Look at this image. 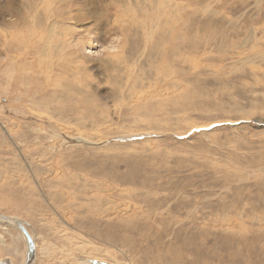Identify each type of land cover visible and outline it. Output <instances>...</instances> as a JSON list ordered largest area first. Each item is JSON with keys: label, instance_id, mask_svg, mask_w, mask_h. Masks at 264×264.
<instances>
[{"label": "rangeland", "instance_id": "1", "mask_svg": "<svg viewBox=\"0 0 264 264\" xmlns=\"http://www.w3.org/2000/svg\"><path fill=\"white\" fill-rule=\"evenodd\" d=\"M6 1L0 261L26 263L13 219L37 246L32 264H264V0H163L177 4L175 51L157 33L152 55L118 65L128 42L113 19L131 0H55L66 39L54 30L23 71L1 53L18 21Z\"/></svg>", "mask_w": 264, "mask_h": 264}, {"label": "bare ground", "instance_id": "2", "mask_svg": "<svg viewBox=\"0 0 264 264\" xmlns=\"http://www.w3.org/2000/svg\"><path fill=\"white\" fill-rule=\"evenodd\" d=\"M13 1L14 0H7L6 1L5 11H7V13L10 14L13 11V7L16 6L17 7V13H18L17 14V20L18 21H16L13 24H10V23L7 24L6 27L8 29L2 31L4 33V42H3L4 44H3V49H2L1 53H2V55H4L7 58V62H6L7 66L5 68H7V69L12 68L14 70L16 69L18 71L19 70L23 71L26 69V68H24L25 64L26 65L29 64L28 66L33 67L35 65V63L37 62L36 57H41L42 54L49 53V51L47 49L49 48V46H51V44H49L50 38H51L50 37L51 33L56 29L57 25H59L61 22H63L66 18H69V15L64 11L63 12L60 11L62 7L65 9H66V7H64V6L61 7V5L60 6L55 5V3H56L55 0H23L22 2L19 1L20 2L19 5L15 4ZM144 1L145 0H131V3H127V5L125 4L126 5L125 9H123L122 7H117L119 10L118 11L116 10L117 12L114 11V12H116V14L114 15L113 24L117 25V28L119 30L118 32L123 37L124 41L128 42V49L125 52L126 57H122L123 54H121V57H119V53L117 54L118 55L117 59L113 58V56H112V58L110 57L111 58L110 61L112 60L114 62V60H115V64H117V65L122 64L123 60L127 57H128L127 58L128 60L130 58L136 59L138 57V54L140 52H142L141 50H143V49L147 50V47H148L149 54L152 55L153 48L157 47V44H158V40L156 42L153 40L155 34L156 35L162 34L161 38L159 39V42L161 41L165 44H168V48L170 49L169 51H171V53L175 51L174 46L176 45L175 41L177 40V29H178V14L176 12L177 4L173 2L171 4L169 11H168V10H165V7L163 5L164 4L163 0H154L153 4H152L154 6V9L150 10L144 6ZM59 7H61V8H59ZM67 12H69V11L67 10ZM131 12H134V14L136 16V21L134 20V18H132L133 21L124 19L125 16H130ZM55 20H58V21L53 22ZM43 24H45V25H43ZM3 25L5 26V23ZM33 25H39L40 30L39 31L33 30ZM21 30H27L28 34L23 35L20 32ZM32 31H35V32L31 33ZM53 34H56L59 37V39H62L63 41H65V39H66V33L64 31L60 32L58 30H55L53 32ZM157 38H158V36H157ZM123 39H122V41H123ZM37 43H40L42 45H37ZM120 48H122V45L120 46ZM118 51L120 52V50H118ZM124 51H125V49H124ZM143 53H145V52H143ZM43 61L45 62V60L42 59V62ZM50 63H51V65H53V62H50ZM67 66L71 69H74V66L71 64L67 65ZM32 67H29V68H32ZM27 71H28V68H27ZM15 73H18V72L16 71ZM21 74H20V76L23 75V74L22 75ZM25 75L27 76L28 74L25 73ZM25 75L23 77H25ZM49 75H50V73H49ZM30 77L31 76H29V78ZM27 80H30V79L27 78ZM27 80L26 81L20 80V81H22L24 83L29 82ZM31 80H33L32 77H31ZM16 84L17 83H15V85ZM22 84H19V85H22ZM14 96H15V94H14ZM22 97H20V98L23 99ZM13 102H17L16 99ZM8 106L10 108L11 104L8 103ZM17 108H19V107H17ZM17 108H16V111H17ZM19 109H21V108H19ZM7 110H9V109H7ZM23 110L24 109H22V111ZM45 112L41 113V112H36V111L35 112L34 111H28L27 114L30 115L32 118H33V116H35L36 118H39L40 116L45 117L44 116ZM9 114H10V112H9ZM37 115H39V117H37ZM5 116H6V114H5ZM22 119H23V117L19 114L9 115L6 119V123H4L5 125H3L2 127L5 129L6 132L10 133V132L14 131L15 128L18 129L21 126V124H22L21 120ZM25 121H26V119H25ZM111 195H112V193H111ZM154 201H156V200H154ZM112 204H113V202H112ZM151 208H152V206H151ZM116 209H118V207ZM8 221L19 222L18 220H13V219L8 220ZM21 225H23V224H21ZM1 226H3V225H1ZM14 226H15V228L17 227L16 225H14ZM29 236H30L31 240H33L32 236L31 235H29ZM59 236L63 237V242H64L65 233H63V234L61 233V235H59ZM23 237H24V235H23ZM65 239H67V238H65ZM33 246H34V248L37 247L35 242H34ZM63 250H65V249H63ZM66 251H68V250H66ZM69 251H70V249H69ZM84 252L85 251H82L83 254H84ZM66 254H67V252H66ZM85 254H87V253L85 252ZM93 262H95V264H101V263L110 264V263L103 262L101 260H97V258H95V259H84L79 264H93ZM0 264H3V261H0ZM31 264H32V262H31Z\"/></svg>", "mask_w": 264, "mask_h": 264}, {"label": "water", "instance_id": "3", "mask_svg": "<svg viewBox=\"0 0 264 264\" xmlns=\"http://www.w3.org/2000/svg\"><path fill=\"white\" fill-rule=\"evenodd\" d=\"M11 224H14L18 227V229L20 230V232L24 235L25 239H26V243H27V255H26V263L25 264H31L33 257H34V247H33V243L32 240L29 236V234L27 233V231L25 230V228L19 223V222H12V221H8ZM3 264H7L3 262ZM93 264H95V262H93ZM104 264V263H101Z\"/></svg>", "mask_w": 264, "mask_h": 264}]
</instances>
